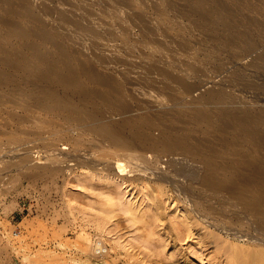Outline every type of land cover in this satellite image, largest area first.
I'll list each match as a JSON object with an SVG mask.
<instances>
[{
	"label": "rangeland",
	"instance_id": "obj_1",
	"mask_svg": "<svg viewBox=\"0 0 264 264\" xmlns=\"http://www.w3.org/2000/svg\"><path fill=\"white\" fill-rule=\"evenodd\" d=\"M2 1H0V3L3 4H0V10H4V13L0 11V18L9 19V21L13 19L7 12V6L4 5L9 2H11L10 4L13 3L12 7L23 16L27 12H25L24 9L32 13L34 12L33 16L34 14L36 15L34 19H30L27 16L24 18L22 17L23 19H16L17 22L20 21L19 23H21V25L27 27L30 25V29L35 33V39L33 36L32 39L30 38V42L38 44L45 52H54V49L51 48V43H40L41 40L36 35V31L44 28V32L48 35H59L65 41L70 53L73 52L75 58L78 56L77 60L79 62L93 63V66H95L94 68L98 72L101 71L100 73L105 74L108 71L111 72L115 79L123 85V93L127 104L131 108V115L140 113L149 114L153 121L157 119L154 121L156 126L159 124L158 121H160V124L163 123L173 128L175 132L177 131V127L180 128L178 131H181L176 132L178 135L190 137L195 133L192 138L194 139L195 137L194 140L198 141L194 142L198 143L202 136L196 131L193 125H190V122L188 125L185 117L178 114L180 108L177 106L188 104L190 107L203 108L204 106L216 107L218 104L251 105L256 103L260 105L264 103V69L253 66L250 63L251 56L254 58L253 56L256 57L262 53L264 43L259 42L256 49L248 54L237 55L238 49L235 50V48L230 47L227 50H222L214 41L201 38L202 36H200V34H205L204 31H198V34H196L197 32L190 31L186 24H184L186 20L195 21L197 17L194 15L197 13V9L201 10L202 6L205 8L206 4L204 3H209L210 0H204L203 5L201 4L200 7L196 6L193 0ZM179 1L181 3H179ZM216 1H221V4L228 7V11L225 13L231 12L225 15L222 11L223 14H221L225 17H229L230 19L233 18L234 21L239 20L241 24L245 23L244 25L248 27L251 26L249 24H252L250 27L251 29H253V25L255 27L256 25H261L259 28L262 27V30H260L257 36L260 38L262 35L261 38H263L264 22L261 24V21H264V0ZM17 2H22L23 4H18L15 8L14 4L16 5ZM183 2L185 4H183ZM225 3L228 4L226 5ZM170 4L172 6L171 8ZM185 6L188 9L190 8V10L195 6L194 9H192L194 13L187 10ZM229 6H231V8ZM232 7L236 11H234ZM174 12L179 13L181 17L174 15ZM236 14L238 16H236ZM185 17L186 19H184ZM238 17H242L243 20ZM37 19L38 21H36ZM26 20L28 21L26 22ZM250 21H256L257 24L256 22H253L255 23L253 24ZM196 22L200 23L201 21L196 20ZM4 27L0 24L2 33L7 31ZM145 29L149 32L145 33ZM4 37V44H13L19 49H22V47H20L21 45L19 46L14 40H11L6 35ZM258 37L257 41L263 40ZM153 38L160 40L163 43L162 46L151 47L150 45ZM173 38L175 41H178V43L170 50V53L167 54L164 47L167 42H170ZM70 39L74 42L72 41V43H70ZM44 43L47 46H45ZM72 49L74 51H72ZM76 50L79 51L77 52ZM1 56L2 53L0 54V57ZM152 63L157 64L162 69L161 73L149 69ZM188 64L191 65L192 68H190ZM185 85L190 86L188 90L185 89ZM0 96H3L0 97V102H2L1 104H3L2 107L5 111L3 112L0 110V132L2 131L1 134L7 133V135L6 133L4 135L0 134V146H6L5 149L7 148L4 150V148L0 147V264H166L167 260V264H177L179 261V264H240L242 262V264H261V262L258 263L261 259L258 255H256L255 258L257 259H255V261H253L254 258L251 260V255L255 251H258L257 247H253L250 244L247 245V243L243 241L240 242V240L236 238L239 229L233 226L235 225V209L232 207L234 204L228 202L223 193H220V195L204 186L201 180L199 181L202 169L198 161L194 164L195 161L191 163L190 158L181 155H165L159 152L147 153L145 154V158H147L148 161L154 162L156 156L158 157L157 160L160 159L162 161L159 165V169L161 175L163 174V182L154 179L153 176L150 177L151 180L149 177H141L142 179L139 178L138 180L129 176L123 179L122 177H118L117 174L110 172L107 168L105 170L103 165L94 164L93 166L94 160L91 158V155L85 154L83 150H81V152H75L69 145L53 140V137L50 139L49 137H42L45 138L46 141L41 139V141H36V143L35 139L30 136V133H35L38 127L33 128L26 126L27 124L17 125L10 117V114H14L15 107L17 112L18 110L22 111L25 106V103L20 101L19 93L13 94L9 92V90L3 89L0 90ZM8 99L14 100V102H10V105L6 102ZM5 102L6 104H4ZM15 102L16 104H14ZM171 109L175 110L172 111ZM160 111L166 112L165 116L160 117ZM103 112L105 119L118 118L111 115L110 109L105 108ZM156 113L158 115H156ZM1 119L4 120L1 121ZM166 119L167 121L170 120L172 124L170 121L166 122ZM183 119L186 122H184ZM163 120L164 122H162ZM47 121L52 123V120H46L43 126H39L40 124L38 125L42 128H39V130L46 129L48 125ZM4 122L7 123L5 124ZM180 122L183 126L187 123V127H183ZM172 125L174 126L172 127ZM14 130L16 131L14 132ZM25 131H27L26 134ZM154 131L157 132L153 130V135L157 136L158 132L154 133ZM181 132L182 134H180ZM27 133L30 134V137ZM27 137L29 139H27ZM18 138L20 140H18ZM26 140L31 141L25 143ZM86 140L87 139H85V141ZM32 141L33 143H31ZM53 142L56 147L54 150L55 153L53 152L52 154L47 150H53L49 147V144H53ZM201 142L203 143L202 138ZM45 147L46 149L43 150ZM72 150L74 151L73 153ZM65 153H67V155L63 158L66 163L63 159H61L62 161L57 159L58 157L62 158V155L64 156ZM52 155L55 158H53ZM72 155L73 158L71 157ZM76 155L77 157L80 155V157L77 158ZM42 156L45 158H42ZM56 156L58 157L56 158ZM50 158L53 162H51ZM86 158L87 160H85ZM53 159L57 161L55 160V162ZM80 159L83 161L89 160V162L93 161L91 162L92 166L90 165V169H88L89 167L86 169L85 166H78L76 160L78 161ZM164 161H166V163ZM25 162L26 164L28 163L29 166L25 165ZM57 162H59L60 165ZM44 163H46V168L44 167ZM94 163H96V161ZM54 164L58 166L57 169V166ZM193 164L194 166H192ZM30 165H32V167ZM41 166L44 167L42 168L43 170ZM3 167H6V171L3 170ZM23 167L26 169L28 168V171L23 169ZM101 167H103V169ZM51 168L55 171H52ZM186 168H189L188 171ZM37 169H39V172ZM173 170L175 173L179 170H183V173L180 176L177 175L174 177L175 173ZM31 173L34 174V177L36 176V180L33 177L30 178L27 176H33L30 175ZM194 173L196 174L195 176ZM187 175H190V178ZM228 178L231 179V176ZM172 183L173 185H171ZM188 184L191 185V187ZM185 185L188 186L185 187ZM202 185L203 187H201ZM210 191H212L213 194ZM214 193H216V196ZM206 194L208 197H206ZM109 197L111 199L110 201ZM205 198L207 200H205ZM106 201H108V203ZM195 201L198 202L196 203ZM223 201H227L228 203L224 205ZM110 205H112V207ZM126 205L129 208H127ZM202 205H205V208ZM123 206V209H125L124 211H122ZM222 208L223 210H221ZM193 209L196 210L194 211ZM227 209L230 210L228 211ZM130 210H133L134 212H132L134 214ZM127 211L131 213H127L128 215L124 213ZM177 211L179 213H177ZM181 212L182 214L180 215ZM195 212L196 214H193ZM208 212L210 214H208ZM224 212L227 214L224 215ZM217 215L219 217L222 216L220 217L222 219H216L218 217ZM137 216L144 217L140 220L139 218L136 220ZM200 216L203 217L201 218ZM131 217L133 221H130ZM153 217L154 221H152ZM184 218L187 220L188 224H191H189L190 226L186 224ZM173 219L176 220V222L173 221ZM212 220L216 221V223L212 222ZM177 223H181L182 225L180 224L178 227V225H176ZM215 226L216 229H214ZM201 227L205 228V230L201 231V233L204 232L206 236L204 244L196 241L197 237L193 231ZM217 230H219L220 233ZM242 230L247 231L248 228L246 227ZM227 231L229 233H227ZM181 233L187 236L184 235V237ZM222 233L224 235H222ZM258 233L259 234L255 236L260 238L259 240H263L264 233L262 231H258ZM149 236H151V239ZM147 237L148 239H146ZM163 239L166 240L164 241ZM147 240H150L149 243H152V245L149 244ZM161 240L164 243H162ZM97 241L101 242L103 248L101 254L94 248V244ZM191 244L192 246H190ZM155 248L157 250L160 249L162 252L160 253L156 250V253H158L156 254L154 252ZM199 250H201V252ZM251 250L253 251L251 252ZM243 251H245V253ZM248 257L251 258L249 259ZM171 258L172 260L169 262ZM173 259L175 260L173 261ZM236 259H239L238 262L240 263H237Z\"/></svg>",
	"mask_w": 264,
	"mask_h": 264
},
{
	"label": "bare ground",
	"instance_id": "obj_2",
	"mask_svg": "<svg viewBox=\"0 0 264 264\" xmlns=\"http://www.w3.org/2000/svg\"><path fill=\"white\" fill-rule=\"evenodd\" d=\"M0 1H2V0H0ZM5 1H7V0H5ZM193 1H194L193 3H195V5L198 7H200L201 4L203 5V3H204V0H193ZM2 2H4V1H2ZM169 2H171V1H169ZM220 2L219 1L217 2L216 0H210L209 3H207V2L204 3V4H206L205 8H203L204 6H202L201 10L197 9V13H195V15H194L197 17L196 20H199L201 22L197 23L196 20L195 21L186 20V21H184V24H186V26L189 28L190 31L197 32L196 34H198V31H204L205 34L199 33L200 36H202L201 38L205 39V40H209V41H211V40L214 41L217 44V46L222 50H227L230 47L235 48V50L238 49V53H236L237 55L248 54V53H250L256 49L259 42L264 43V35H263V38H261L262 35L260 38L257 36L259 34L260 30H262L261 29L262 27L259 28V26H261V25L258 24L259 26L256 25V27L253 25V29H251L250 27L252 26V24H249L251 26L248 27L247 25H244L245 23L241 24L239 20L234 21L233 18H231V19H233V20H231L229 17H225L224 15H222L223 13L226 15L227 13H231V12L229 11V12L225 13L226 11H228L227 10L228 7L221 4ZM10 3L11 2H9L8 4L5 3L4 5L7 6V12L11 15V17H13L14 20H16V19L19 20L20 18H22V17L24 18L25 16H27L30 19H34V16H36L35 14L33 16L34 12L32 13L31 11L24 9L25 7L23 9L25 10V12L26 11L27 12L23 16L21 13L17 12L12 7L13 3L12 4H10ZM179 3H181V2L179 1ZM0 4L3 5L2 3H0ZM18 4L22 5L23 3L17 2L16 5L14 4L15 8ZM183 4H185V3L183 2ZM173 5H174V3H173ZM178 6H180V5H178ZM231 6H229V7L231 8ZM171 7L172 6L170 4V8ZM194 7L192 9H194ZM181 8H182V5H181ZM192 9L190 10V8L189 9L187 8V10H190L191 12L194 13V10H192ZM232 9H233V7H232ZM233 10L236 11L235 9H233ZM3 11H1V12L4 13ZM222 11H223V13H222ZM191 12H188V13L192 14ZM235 13H238V12H235ZM174 15H176L177 17L180 16L179 13H175V12H174ZM228 16H230V15H228ZM236 16H238V15L236 14ZM238 18H242V17H238ZM38 19L36 21H38ZM184 19H186V17ZM12 20L9 21V19L6 20L3 18H0V24H2L3 27L5 25L4 28H5V30H7L6 32H3V33L0 30V51H1L0 54L2 53V56L0 57V90H3V89H5L7 91L9 90V92H12L13 94L19 93L20 101L25 103V106L24 107L22 106L23 110L22 111L20 110L21 112L18 109L17 110L19 112L18 111L16 112V110H15L16 107H15V109H14L15 112L13 111L14 114L13 113L10 114V117L14 121L15 124H17V125H26L27 124L26 126H30L33 128L38 127V130L37 131L35 130V133L32 132V133H30L31 135L29 133H27L28 136L30 135L31 137H33V139H35V142L41 141V139L45 140V138H47V137H49V139L53 137V140L69 145L70 148L73 149L75 152H77V151L81 152V150H83V152H85V154L92 156L91 158L94 160V162L96 161V163L91 161V162H93V166H94V164H98V165L100 164L101 166L103 165L105 170L107 168L110 172L117 174L118 177H122L123 179L127 178V176L132 177L133 179H138V180L141 177L142 178L143 177H149V179H150V177L153 176L154 179L163 182V177H162L163 174L161 175V171L159 169V165L161 164L162 161L160 159L157 160V158H158L157 156L154 158V162L148 161L147 158H145V154H147V153H158L159 152L160 154H165V155H181V156H185V157L190 158L191 163H194V161H195L194 164H196L197 163L196 161H198L199 164L201 165V169H202L201 176L198 174L200 176L199 181L201 180V183H203L204 186L215 191L216 193H218V194L223 193V195L226 196L228 202H230L231 204H234L232 207L235 209L236 213L234 212V214H235L234 224L235 225H233V226L234 227L236 226V228L239 229L238 236H236L237 233L235 234L236 238L239 239L240 242L243 241L244 243H247V245L250 244L253 247H257L258 251H255L251 255L252 258L251 257H248V258L249 259L251 258V260L254 258L253 261H255V259H257L255 257H256V255H258L261 258L259 261L257 260L258 263L261 262V264L262 263L264 264V239L259 240L260 238L255 236V235L259 234L258 231L259 232L262 231L264 233V103H261L260 105H258L256 103L251 104V105H243V104L242 105H224V104L221 105V104H218V106H216V107L204 106L203 108L190 107L188 104H181V105L177 106L180 108V110L178 111V114L185 117L187 119L186 121L188 122V125L190 122V125H193L195 127L196 131L202 136L201 138L203 139V143L201 142V138L199 139L200 140L199 142H201V143H199V142L197 143L194 141H198V140H194L195 137H194V139L192 138L195 135V133L192 134V132H191V134L193 135V136H190L191 138L189 136H186V135H178L176 132L180 128L177 127L176 128L177 131L175 132L173 130V128H170L163 123L160 124V121H158L159 124H157V126H156V124H154V121H156L157 119H154V121H153L151 115H149V114L140 113L137 115H131L130 114L131 108L127 104V102L125 100L124 93H123V85L115 79V77L113 76V74L111 72L108 71L105 74L100 73L101 71L98 72L94 68L95 66H93L94 65L93 63L91 64L90 62L89 63L79 62L77 60L78 56L75 54L77 56V58H75V56H73L74 53L73 52H72L73 54L70 53L69 48L65 44V41L63 40V38H61L58 35V32H57V35L59 37L56 35H52V34L48 35L46 32H44V30H43L44 28L39 30V31H36V35L41 40L40 43H42V42H45L47 44L51 43V46H52L51 48L54 49V52H45L40 48V46H38V44H36L34 42H30V38L32 39L33 36L35 39V33L32 32V30L30 29V25L27 27L25 25H21V23H19L20 21L17 22V20L16 21H14V20L12 21ZM242 20H243V18H242ZM27 21L28 20H26V22ZM237 21H239V22H237ZM23 22H25V21H23ZM244 22H245V20H244ZM246 22H248V21H246ZM250 22H252V21H250ZM253 22H256V21H253ZM262 22H264V21H261V24H262ZM253 24H255V23H253ZM256 24H257V22H256ZM33 27H35V26H33ZM31 28H32V26H31ZM33 30H34V28H33ZM35 30H37V29H35ZM58 31H59V29H58ZM148 32L149 31L145 29V33H148ZM262 33H263V31H262ZM60 34H62V33H60ZM5 35L7 37H9L11 40H14L19 46L21 45L20 47H22V49H19L16 45H13V44H8V45L4 44V39H5L4 36ZM257 37L259 39H263V40L257 41ZM66 39H67V37H66ZM72 41L73 40H71L70 43H72ZM177 43H178V41H175L174 38H173V40H170V42H167L166 46L164 47V49L166 50V53L169 54L170 50L174 46H176ZM162 44L163 43L160 40L153 38L150 46L151 47H155V46L161 47ZM45 46H47V45L45 44ZM73 46H74V44H73ZM42 47H43V45H42ZM51 48H50V50H51ZM47 49H49V48H47ZM72 51H74V50L72 49ZM253 57L254 58H252V56H251L250 63L253 66H258V67L264 69V48H263V51L261 54H259L256 57L255 56H253ZM86 59H87V57H86ZM188 66L190 68H192L191 65L188 64ZM149 69L156 71V72H159V73H161V71H162V69L155 63H152L149 66ZM189 87L190 86L185 85L186 90H188ZM0 97H3V96H0ZM3 99H5V98H3ZM12 101L14 102V100H11V99L6 100V102L9 103L10 105H11ZM6 102L4 104H6ZM1 103L2 102H0V110L5 112L4 108L2 107L3 104H1ZM14 104H16V102ZM18 107H20V106H18ZM21 108H19V109H21ZM105 108L110 109L111 115L114 117H118V118L117 119H105L104 118V112H103V109H105ZM167 110H169V109H167ZM173 110H175V109H173ZM165 113L166 112L160 111V117L165 116ZM167 113H168V111H167ZM172 113H174V112H172ZM156 115H158V114L156 113ZM8 116H9V114H8ZM176 116H178V115H176ZM41 118H43V119H41ZM153 118H155V117H153ZM158 118H159V116H158ZM173 118H174V116H173ZM49 119L52 120V123L47 121L48 125H47L46 129L45 130L44 129L39 130V128H41L39 126H43L44 125L43 123ZM2 120H4V119H1V121ZM169 121H167V119H166V122H169ZM186 121L184 120V122H186ZM158 122H156V123H158ZM162 122H164V120ZM177 122H178V119H177ZM170 123L172 124L171 121H170ZM180 123H179V125H180ZM182 123H183V121H182ZM182 123H181V125H182ZM9 125H10V123H9ZM181 125H180V127H181ZM186 125H187V123H186ZM186 125H184V126H186ZM173 126L174 125H172V127ZM1 127H3V126H1ZM4 128H5V126H4ZM43 128H45V127H43ZM153 130H156L158 132L157 136L153 135V133H152ZM15 131L16 130H14V132ZM180 131H178V132H180ZM185 131H188V130L186 129ZM1 132H0V134H1ZM3 132H5V131H3ZM7 132H10V131H7ZM26 132L27 131H25V134H26ZM157 132L154 131V133H157ZM4 134H1V135H4ZM180 134H182V132ZM6 135H7V133H6ZM8 136H9V134H8ZM42 137H45V138H42ZM5 139H6V137H5ZM27 139H29V138L27 137ZM85 139H87L86 140L87 142L85 141ZM13 140H15V139H13ZM18 140H20V139L18 138ZM18 140H15V141H18ZM24 140H25V138H24ZM10 141H12V140H10ZM28 141L26 140L25 143ZM42 142H43V140H42ZM54 142H53V144H49L50 149H53V150H47V151H50L52 154H53L55 147H56ZM31 143H33V141ZM17 144H19V143H17ZM37 145H39V144H37ZM16 146H15V148H16ZM0 147H2V146H0ZM5 147H2V148H4V150H6L7 148L5 149ZM46 147L43 148V150H45ZM83 147H84V149H83ZM73 150H72V153L74 152ZM15 152H16V150H15ZM50 152H49V154H50ZM56 152H58V151H56ZM16 154H17V152H16ZM65 155H67V153H65L64 156L62 155V158H61V157H58L59 156V154H58V156H56V158L58 157L57 159L59 161H62L61 159L64 160L63 157H66ZM73 155L71 156L72 158H73ZM47 157H50V156H47ZM52 157L55 158L53 155H52ZM76 157H77V155H76ZM78 157H80V155ZM42 158H45V157L42 156ZM29 159H30V157H29ZM74 159H75V157H74ZM53 160L55 161L56 159H53ZM85 160H87V158ZM85 160L84 161L81 159L78 161L76 160V162L78 163L77 165L78 166L80 165L81 167L85 166L86 169H87V167H89L88 169H90V165L92 166L91 162H89V160L88 161H85ZM51 162H53L52 159H51ZM64 162H65V160H64ZM164 162L166 163V161H164ZM41 163H42V161H41ZM41 163H39V164H41ZM46 163H47V161H46ZM46 163H44L45 168H46ZM57 163L59 164V162H57ZM52 164H50V165H52ZM162 164H164V163H162ZM173 164H174V162H173ZM194 164L192 166H194ZM25 165L29 166V164L28 163L26 164V162H25ZM54 165H56V164H54ZM175 165L177 166L176 162H175ZM30 166L32 167V165H30ZM34 166H35V164H34ZM169 166H171V165H169ZM9 167H10V165H9ZM25 167H23V169L28 171V168L26 169ZM36 167H37V165H36ZM44 167L41 166V169ZM103 167H101V168L103 169ZM165 167H168V166H165ZM182 167H181V169H182ZM5 168L3 170H5ZM35 168H33V169H35ZM57 168H58V166L56 167V169ZM54 169L51 168L52 171H55ZM186 169L188 171L189 168H186ZM31 170H32V168H31ZM38 170L39 169H37V171ZM91 170H92V168H91ZM96 170H99V169H96ZM190 171H191V169H190ZM41 172H43V171H41ZM105 173H106V171H105ZM174 173H175V171H174ZM182 173H183V170L182 171L179 170L178 172H176L174 174L175 175L174 177H176L177 175L180 176V175H182ZM186 174H187V172H186ZM30 175H33V176H29V175H27V176L30 178L33 177L35 179L36 176L34 177L33 173H31ZM41 175H44V174H41ZM166 175H164V176H166ZM190 175H187V176L189 177ZM195 175L196 174L194 173V176ZM229 176H231V179L228 178ZM165 182H167V181H165ZM191 182H192V180H191ZM165 185H166V183H165ZM171 185H173V183ZM188 185H185V187H187ZM191 185H192V183H191ZM191 185H189V186L191 187ZM179 186H180V184H179ZM201 187H203V185ZM176 188H177V186H176ZM180 190H181V188H180ZM182 190H183V188H182ZM186 190L188 191L187 188H186ZM159 191H160V189H159ZM184 192H185V190H184ZM210 192L212 193V191H210ZM178 193H180V192H178ZM203 193H201V194H203ZM216 193H214V195ZM159 194H160V192H159ZM178 197L180 198L179 195H178ZM206 197H208V195ZM209 199H211V198H209ZM110 200L111 199L109 197V201ZM205 200H207V199L205 198ZM213 200H214V198H213ZM106 202L108 203V201H106ZM200 202H203V201H200ZM211 202H209V203H211ZM223 202H224V205L226 203H228L227 201H223ZM186 203H187V201H186ZM221 205H220V207H221ZM110 206L112 207V205H110ZM107 207H108V204H107ZM126 207H127V205H126ZM203 207L205 208V205ZM123 208H124V206L122 207V211L125 210ZM127 208H129V207H127ZM196 208H197V205H196ZM229 208H230V206H229ZM126 210H128V209H126ZM215 210H216V208H215ZM221 210H223V208ZM131 212L127 211L124 213L127 214V213H131ZM106 213H108V212H106ZM177 213H179V212L177 211ZM211 213H214V212H211ZM181 214H182V212L180 213V215ZM193 214H196V212ZM208 214H210V213L208 212ZM226 214L224 212V215H226ZM139 216H137L136 220H138V218L140 220L142 217H144V216H141V217H139ZM134 217H136V216H134ZM195 217H196V215H195ZM200 217L202 218L203 216H200ZM220 217H222V216H220ZM220 217L218 216L216 219H218ZM185 218H187V217H185ZM220 219H222V218H220ZM130 221H133L132 217H131ZM152 221H154V217H153ZM173 221L176 222V220H174V219H173ZM228 221H230V220H228ZM204 222H205V220H204ZM212 222L216 223V221H213V220H212ZM224 222H226V221H224ZM132 223H134V222H132ZM218 223H220V222H218ZM155 224H157V223H155ZM180 224L177 223L176 225H178V227H179ZM186 224H188L187 220H186ZM217 224H216V226H217ZM183 225H185V224H183ZM209 225H210V223H209ZM216 226L214 229H216ZM246 227L248 228V230L243 231L242 229H244ZM180 228H181V226H180ZM202 230H205V228L201 227V228L193 230V231L197 237L196 241H199V243L201 242L204 244V239L206 238V236H205L204 232L201 233ZM186 231H187V229H186ZM217 231H219V230H217ZM220 231H221V229H220ZM220 231H219V233H220ZM187 232L189 233V231H187ZM227 233H229V232L227 231ZM181 234L183 235V233H181ZM247 234H249V235H247ZM184 235H186V234H184ZM222 235H224V234L222 233ZM149 237L151 239V236H149ZM165 237H168V236H165ZM146 239H148V237ZM191 240H189V241H191ZM193 240H194V238H193ZM149 242H150V240L148 241V243ZM161 242H162V240H161ZM221 242H223V241H221ZM162 243H164V242H162ZM149 244L152 245V243H149ZM156 244H158V243H156ZM161 245H163V244H161ZM165 245H166V243H165ZM178 245H180V244H178ZM156 246H158V245H156ZM190 246H192V244ZM210 246H211V244H210ZM94 248L96 251H98V253H100V254L102 253L103 248L101 246L100 241H97L94 244ZM164 248H166V247H164ZM156 250L157 249L155 248V251L154 250L153 251L155 253L157 251L160 253L162 252L160 249H159L160 251L159 250L156 251ZM179 251H180V249H179ZM199 251L201 252V250H199ZM245 251H243V252L245 253ZM252 251L253 250H251V252ZM155 253H153V254H155ZM174 253H176V252H174ZM156 254H158V253H156ZM236 254L237 253L235 252V255ZM238 255H239V253H238ZM172 258L169 260V262L172 260ZM244 258H245V256H244ZM174 260L175 259H173V261ZM236 260H237V263H240V262H238L239 259H236ZM240 260H241V258H240ZM251 260H250V263H251ZM182 261H184V260H182ZM167 262H168V260H167ZM167 262H166V264H167ZM179 263H180V261H179ZM179 263H177V264H179ZM242 263H240V264H242ZM163 264H165V263H163ZM170 264H172V263H170ZM181 264H185V263H181Z\"/></svg>",
	"mask_w": 264,
	"mask_h": 264
}]
</instances>
